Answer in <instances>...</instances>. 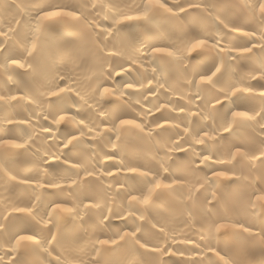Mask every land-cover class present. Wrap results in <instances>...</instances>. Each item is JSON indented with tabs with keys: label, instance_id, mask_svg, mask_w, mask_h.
<instances>
[{
	"label": "bare ground",
	"instance_id": "obj_1",
	"mask_svg": "<svg viewBox=\"0 0 264 264\" xmlns=\"http://www.w3.org/2000/svg\"><path fill=\"white\" fill-rule=\"evenodd\" d=\"M262 5L0 0V264H264Z\"/></svg>",
	"mask_w": 264,
	"mask_h": 264
},
{
	"label": "snow or ice",
	"instance_id": "obj_2",
	"mask_svg": "<svg viewBox=\"0 0 264 264\" xmlns=\"http://www.w3.org/2000/svg\"><path fill=\"white\" fill-rule=\"evenodd\" d=\"M158 6L160 8L165 7V5L163 3H160ZM261 12L264 13V5L261 6ZM50 15L51 16H58V15H60V13H51ZM244 50L245 51H251V49H244ZM217 71H219V69H217ZM214 75H215V73H212V75L207 76L205 78H202V82L203 83H211L212 82V76H214ZM129 87H131V85H129ZM107 91H108V89L106 88L105 89V92H107ZM53 95H58V93H53ZM260 95L261 96H264V92H261ZM217 103H220V101H217ZM244 115H245L244 113H240V112L233 113V116L234 117H240V116H244ZM246 118L249 119V120H251L254 117H252V116H246ZM61 119H63V117H61ZM124 123H131V121H125ZM72 139H75V137H73ZM72 139H70L68 141L69 144H72ZM195 142L198 143V144L204 143L203 139H197ZM205 159L206 160H209V159H211V157H207L206 156ZM216 175L221 176V177H224L226 174L224 172H218V173H216ZM157 187H159V183H157ZM133 199H135V197ZM260 199L261 200H264V196H261ZM64 210L67 211V209H64ZM221 227H223V226H221ZM246 230L247 229H245V231ZM26 239H31V237H24V236L20 237V240H26Z\"/></svg>",
	"mask_w": 264,
	"mask_h": 264
}]
</instances>
